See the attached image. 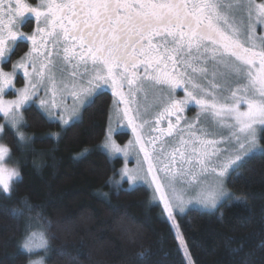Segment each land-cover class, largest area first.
I'll return each instance as SVG.
<instances>
[{"label":"snow or ice","instance_id":"6c2138e0","mask_svg":"<svg viewBox=\"0 0 264 264\" xmlns=\"http://www.w3.org/2000/svg\"><path fill=\"white\" fill-rule=\"evenodd\" d=\"M26 14L35 18L31 32L22 31ZM258 26L264 27V0H40L38 5L0 0V62L10 60L18 38L31 45L12 71L0 67V113L19 141L30 145L33 136L19 129L31 126L24 118L25 105L41 87L45 98L39 100L40 109L70 125L109 86L116 123L129 127L133 139L118 145L110 117L103 147L125 158L136 155L137 166L125 165L121 180L154 186L175 229L177 251L186 264H195L175 210L182 213L193 203L214 208L233 169L256 150L264 151V35H258ZM18 69L27 82L15 99H4ZM149 89L156 93L155 103L142 105L140 98L147 99ZM66 96L73 99L71 108L63 103ZM190 103L200 109L193 120L182 116ZM152 107L154 115L145 118ZM213 124L229 135L209 138ZM9 154V147L0 144L4 193L12 191L13 179L20 176L6 165ZM24 203L31 211L33 206ZM33 219L39 221L40 214L25 222L19 247L27 253L47 252L45 232L31 231ZM45 223L52 226L46 218ZM57 251L67 255L64 249Z\"/></svg>","mask_w":264,"mask_h":264},{"label":"trees","instance_id":"16d2710c","mask_svg":"<svg viewBox=\"0 0 264 264\" xmlns=\"http://www.w3.org/2000/svg\"><path fill=\"white\" fill-rule=\"evenodd\" d=\"M112 102L108 90L100 91L79 122L67 126L29 104L24 118L31 126L24 129L33 136L30 145L5 128L20 177L10 193L0 188V264H28L37 255L49 264H186L173 226L148 187L113 183L123 160L101 147ZM128 136L118 132L117 138L123 143ZM229 177L227 200L210 211L190 208L178 215L181 231L195 264H264V151ZM37 214L41 219L33 224L45 231L49 249L27 253L19 245L25 222Z\"/></svg>","mask_w":264,"mask_h":264},{"label":"rangeland","instance_id":"374dc122","mask_svg":"<svg viewBox=\"0 0 264 264\" xmlns=\"http://www.w3.org/2000/svg\"><path fill=\"white\" fill-rule=\"evenodd\" d=\"M257 2H260V0H257ZM257 33H258V35H264V27L258 26V27H257ZM19 70H21V69H19ZM21 71L23 72V70H21ZM20 77H21V80H23V85H21V86L17 85V80L19 79V74H18V73H15L14 87H10V88H7V89L5 90L4 99H7V100L15 99V98H16V95H17V90L25 86V84H26L27 81H26V79H25V77H24V74L21 73V74H20ZM220 83H221L222 85H225V87H227V84H226V82H225L224 80H221ZM233 86H234V84H233ZM105 89L108 90V91L112 94V92H111V88H110L109 86H105V87H103L102 89L99 90V92L102 91V90H105ZM224 94H227V93L225 92ZM155 95H156V93H154L153 90L149 89V90H148V93H147V99H145L143 95L141 96V98H140V102H141V104H142V105H145V104H146V105H154V103H155ZM40 98H45V92H44L43 87H41V89H40L38 95H37L36 97H33V99H32L27 105H25V108L28 107L29 104H32V103L36 102V105H37L38 108L40 109V107H39V100H40ZM57 100H58V101L60 100V97H59V96L57 97ZM63 103H64L66 106H68L69 108H71V106H72V104H73V99H72V97H71V96H66L65 99H64V101H63ZM111 106H112V107H111V110H110L109 117H111V121H112L111 126H112V128L114 129L113 134H112V139H113L118 145H120L121 147H123V146L127 145L128 142H129L130 140L133 139V134H132V132H131V129H130L129 127H127L126 125H120V124H117V123H116L115 115H114V112H113V109H114V107H115V97H114V96H113V102H112V105H111ZM155 111H156V108H155V107L150 108V109H149V115L146 116L145 118L151 119V117H152V115H154ZM43 112H44V111H43ZM81 112H82V109L80 110V113H81ZM191 112H192L193 119H194L195 117H197L198 114H200V109H199V107H198L197 105H194V106H192ZM45 114L47 115V113H45ZM24 117H25V115H24ZM47 117H48L50 120L53 119V120H57V121H59V120H58V117H49L48 115H47ZM183 117H184V116H183ZM184 118H185V117H184ZM193 119L188 118L187 120H193ZM202 119H204V122H205V123H208L207 118H204V117L202 116ZM59 122H60V121H59ZM60 123H61V122H60ZM70 123H72V122H70ZM109 123H110V120H109ZM0 124H3V125H4V130H5V128H7V127H11V125L7 124V122L5 121V119H4L2 113H0ZM61 125H62V126H67V125H63L62 123H61ZM162 127H166V123L163 124ZM24 128H25V126H22L19 130H20L21 132H23L25 135H27L26 132H25V129H24ZM107 128L109 129V124H108V127H107ZM11 129L14 130V131L16 132V130L13 129L12 127H11ZM108 129H107V132H108ZM211 130L213 131V136L209 137V138H211V139H220V136H221V135H223L224 137H227V136L229 135V131H228L227 129L217 128L214 124L211 125ZM118 132H129V136L127 137V140L124 141L123 143L120 142V141H118V138H117ZM3 134H4L3 132L0 133V144H4V145L8 146V144H7L6 141L4 140V136H3ZM106 135H107V134H106ZM104 139H106V136H105ZM104 144H105V140H104V141L102 142V144H101L102 149L105 150L107 153H109L111 157H113V158H121V160H123V162H122V164L120 165V168H119V170H118V174H117L118 176L114 178L116 181H114L113 183L115 184L116 182H119V183H116L115 185H121L122 181H126V182H128L126 177H125L123 180H121V175H120V173H121V170L125 167V165H127V166L130 167V168H131V167H136V166H137V157H136V155L133 153V154H131L130 156H128L127 158H125V156L123 155V153H112L110 150L104 148V147H103ZM221 147H226V145H221ZM9 149H10V147H9ZM257 152H260V150H256L254 153H257ZM254 153H253V154H254ZM251 155H252V154H251ZM5 163H6V165H7L8 167H14V168H16V169L19 171V166L16 164L15 160L13 159V156H12V154H11V150H10V154H9V156H7V157L5 158ZM145 167H146V165H145ZM236 168H237V167H236ZM236 168H234L233 171H234ZM233 171H232V172H233ZM160 175L163 176V173H160ZM229 176H230V175H229ZM229 176H228V177L225 179V181H224V187H225V189H226V192H225V194H224V195L218 200V202H217V204H216V206H215L214 208H207V207H204L203 205H199V204H196V203L189 204V205H187V206L185 207V209H184V211H183L182 213L179 212V209H176V210H175L176 213H177V214H176V220H177V222H178V215L186 213V211H188V209H190V208H197V209L200 208V209H203V210L210 211V210L215 209L217 206H219L221 202L227 200V198L230 196V194H231V192H232L231 189H230L229 186H228V184H229V178H230ZM19 177H20V176H19ZM19 177H16V178L13 179V181H12V185H13L14 181H15L16 179H18ZM212 179H213L212 176H208V177H207V181H209V182H210ZM143 184H145V185L148 187L149 191L151 192V200H152L153 202H159V203L162 205V207L164 208L163 202H162L161 200H159L158 196L154 193V186L150 185L148 182L143 181V180H140V181H137L135 184H129V183H128V187H129V188H132V187H134V186H136V185H143ZM165 185H167V181H165ZM180 186H181V185H179V184L177 185V187H180ZM166 190H167V188H166ZM187 191H188V195H194V192H192L190 189H188ZM169 194H170V191H169ZM169 221H170V224H172L171 220H169ZM178 223H179V222H178ZM179 224H180V223H179ZM173 229H174V228H173ZM37 230L42 231V232H45L42 228L39 227V225L35 224V226L31 229V231H37ZM174 234H175V229H174ZM40 251H45V250H43V249H37V250H35V253H36V252H40ZM189 251H190V249H189ZM41 258H43L44 264H49V263L45 262V260H44L45 257H44L43 255H37V256H36L35 258H33L32 260H37V259H41ZM192 259L194 260L193 256H192ZM194 261H195V260H194Z\"/></svg>","mask_w":264,"mask_h":264},{"label":"flooded vegetation","instance_id":"af4514ba","mask_svg":"<svg viewBox=\"0 0 264 264\" xmlns=\"http://www.w3.org/2000/svg\"><path fill=\"white\" fill-rule=\"evenodd\" d=\"M27 2L31 3L32 5H38L40 3V0H27ZM35 26V18L31 14H26L23 18V28L22 31L25 32H31ZM31 45L30 42H28L25 39L18 38L13 45V53H10V60H7L5 62H0V67H3L5 71H12V64L18 62L22 56L30 49ZM16 73L19 74V79L17 80V85L21 86L23 85V80H21L20 74L23 73L21 70H17ZM102 91H106L102 90ZM176 95L178 98H182L184 93L182 89H178L176 92ZM33 104H36L34 102ZM194 103H190L187 108L185 109L184 113H182V116L185 117V119H193V115L191 112L192 106H194Z\"/></svg>","mask_w":264,"mask_h":264}]
</instances>
